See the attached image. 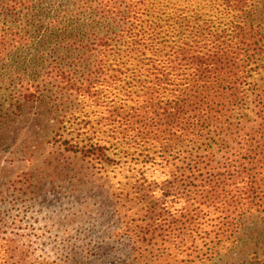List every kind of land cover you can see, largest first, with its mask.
Returning <instances> with one entry per match:
<instances>
[{
    "label": "trees",
    "instance_id": "1",
    "mask_svg": "<svg viewBox=\"0 0 264 264\" xmlns=\"http://www.w3.org/2000/svg\"><path fill=\"white\" fill-rule=\"evenodd\" d=\"M44 96L94 168L171 166L132 264H215L264 221V0H0V117Z\"/></svg>",
    "mask_w": 264,
    "mask_h": 264
},
{
    "label": "rangeland",
    "instance_id": "2",
    "mask_svg": "<svg viewBox=\"0 0 264 264\" xmlns=\"http://www.w3.org/2000/svg\"><path fill=\"white\" fill-rule=\"evenodd\" d=\"M48 103L44 96L0 117V264H132L131 243L145 214L138 187L156 202V184L171 166L127 159L94 168L54 143ZM241 237L215 264H264V221Z\"/></svg>",
    "mask_w": 264,
    "mask_h": 264
}]
</instances>
